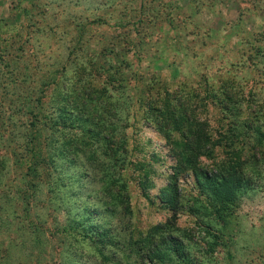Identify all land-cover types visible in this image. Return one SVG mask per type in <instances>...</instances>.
<instances>
[{
  "label": "rangeland",
  "instance_id": "rangeland-1",
  "mask_svg": "<svg viewBox=\"0 0 264 264\" xmlns=\"http://www.w3.org/2000/svg\"><path fill=\"white\" fill-rule=\"evenodd\" d=\"M226 78L233 81L238 119L246 121L250 107L259 105L264 132V0H0V264L141 260L127 241L166 223L171 213L143 196L135 163L156 170L153 196L175 164L166 130L145 110L148 98L160 88L178 89L216 134V120L232 119L219 105L203 107ZM63 96L68 100L60 101ZM66 101L82 123L92 118L112 129L114 139L127 141L130 176L136 170L129 180L130 210L105 212L104 171L87 164L84 154L87 163L78 160L70 170H55L63 161L50 166L40 158L28 175L29 125L39 129L46 150L51 119ZM247 175L250 184L227 227L207 214L210 229L191 212L194 174L181 176L183 208L173 235L189 244L197 264H264V165ZM89 208L100 212L88 214ZM81 220L107 227L116 246H104L109 237L83 236ZM26 235L31 240L22 246L16 236ZM146 257L140 264H151Z\"/></svg>",
  "mask_w": 264,
  "mask_h": 264
},
{
  "label": "trees",
  "instance_id": "trees-1",
  "mask_svg": "<svg viewBox=\"0 0 264 264\" xmlns=\"http://www.w3.org/2000/svg\"><path fill=\"white\" fill-rule=\"evenodd\" d=\"M23 11L26 15L28 14L26 7ZM221 83L222 85L217 90L218 94L213 93L214 89L211 91L212 102L216 104L212 102L211 104L208 100L203 107L206 110L211 106L219 105L221 112L226 113L227 118L232 119L229 122L216 120V134L212 132L213 130L211 131V123L200 119L201 115L195 110L197 107L190 104L186 98L183 99L178 89L164 88L165 91L163 89L164 92H162L160 88L156 96L153 95V99L148 98L150 101L145 110L156 127L166 130L164 135L169 139L170 147L174 151L172 155H174L175 164L171 168V175L159 188L157 196H153L150 195L151 190L157 186L152 180V174H157L156 170L151 168L148 171L139 163H135L140 170L137 182L143 196L148 199L151 206L158 205L161 209L171 213L166 223L159 222L150 226L148 233L141 235L136 242L132 239L127 241L126 246L136 247V253L143 261L146 254V259L151 264H197L191 258L189 244L173 235L178 218H180V209L183 208L181 199L183 189L180 187V178L184 173L189 176L193 173L195 176L194 190L198 192L190 208L194 216L202 220L198 221V225L202 226L201 228L210 229L212 222L206 221L208 214L214 215L213 218L222 224V228H226L229 218L240 208L244 196L243 191L250 184L248 170L264 165V132L261 124L263 116L262 111L258 109L259 105L254 109L251 106V113L247 116V120L240 121L232 105L235 103V97L232 94L233 81L226 78ZM61 100L68 99L63 96ZM61 104H58L60 113L51 119L54 129L47 140L49 143L46 150H42L40 145L39 129H35L34 122L29 125L30 136L27 138V146L31 154L29 155L31 166L28 169V175L36 172L37 160L40 158L43 162L48 160L50 166L51 164L56 166L58 161H63V165L56 167L55 170L65 166L70 170L72 165L78 164V160L80 162L87 160L88 163H86L90 165L97 163L96 165L104 171L100 178L104 188L101 195L103 194L106 200L103 206L105 212L115 215L119 206L130 210L129 180H132V176L135 177L136 170H133L130 176L132 161H126V156L130 153L126 145L127 141L124 137L114 139L112 129L108 131L105 126L99 128L98 123L92 118L87 123H82L79 118L69 114V110L64 107L67 106L68 101ZM100 121L104 122L101 118ZM258 122H260L259 125H257ZM82 154L86 160L81 158ZM61 172L60 174H63ZM252 172H250L251 175ZM94 178L97 181V177L94 176ZM0 211L4 213L3 205H0ZM92 211L95 215L100 212L96 209H87L88 214ZM80 223L78 228L83 226V231H87L83 233V236L95 233L98 240L109 237L111 241L104 246L108 244L116 246L115 239L111 238L107 227L92 222L86 224L82 220ZM103 229L105 231L101 233ZM79 232L81 233V229ZM30 236L16 237L20 238L23 246L26 240H31ZM212 238L220 241L219 237ZM104 246L102 245V248L106 249ZM141 260L137 259L135 264H140Z\"/></svg>",
  "mask_w": 264,
  "mask_h": 264
}]
</instances>
